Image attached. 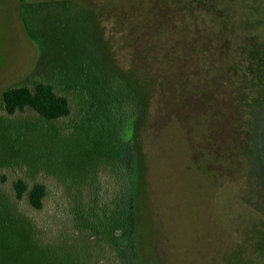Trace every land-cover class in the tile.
<instances>
[{
  "label": "rangeland",
  "instance_id": "1",
  "mask_svg": "<svg viewBox=\"0 0 264 264\" xmlns=\"http://www.w3.org/2000/svg\"><path fill=\"white\" fill-rule=\"evenodd\" d=\"M263 48L264 0H0V264H72L73 245L103 239L110 75L142 100L150 264L154 240L163 264H264ZM39 82L68 117L3 110L6 88ZM17 179L49 187L41 211Z\"/></svg>",
  "mask_w": 264,
  "mask_h": 264
},
{
  "label": "trees",
  "instance_id": "2",
  "mask_svg": "<svg viewBox=\"0 0 264 264\" xmlns=\"http://www.w3.org/2000/svg\"><path fill=\"white\" fill-rule=\"evenodd\" d=\"M110 76L109 81L116 87L110 82V86L108 84L103 87L105 92L109 93L111 88L122 92L110 99V110L115 115L113 127L117 131L118 141L117 146L111 145L108 160L114 167L113 172L118 174V179L113 197L108 203V214L105 217L107 228L103 232L102 241H79L73 245L76 251L72 255V264H150L144 229L149 208L146 199L144 205L140 202V187L146 168L139 129L143 112L142 100L126 87V83L122 84L124 81L118 75ZM102 81L106 83L108 80L104 77ZM2 103L3 110L9 115L29 109L48 121L68 117L72 112L69 99L48 82H39L33 88L25 85L6 88L2 92ZM259 115L258 134L262 138V143L259 144V165L264 170V107ZM13 190L17 200H26L30 207L38 211L44 208V200L50 196L49 187L39 181L30 183L26 179H17ZM146 196L144 194L145 198ZM150 229L153 233L152 224ZM154 241L155 259L157 258V264H163L155 252L156 240Z\"/></svg>",
  "mask_w": 264,
  "mask_h": 264
}]
</instances>
